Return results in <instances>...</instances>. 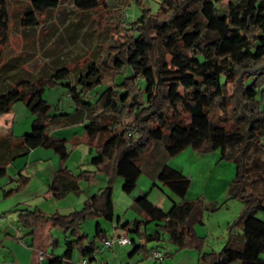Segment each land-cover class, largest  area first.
I'll return each instance as SVG.
<instances>
[{
    "label": "trees",
    "instance_id": "trees-1",
    "mask_svg": "<svg viewBox=\"0 0 264 264\" xmlns=\"http://www.w3.org/2000/svg\"><path fill=\"white\" fill-rule=\"evenodd\" d=\"M100 1L75 0L74 6L88 12ZM127 1L139 14L128 22L131 34L125 49L115 48L110 65H105L107 59L102 61V70L87 66L85 75L70 86L67 67L52 74L43 70L35 80H27L19 78L18 58L3 63L9 15L7 0H0V117L12 113L19 102L33 117L28 134L0 138V177L12 162L30 151L51 150L60 166L50 193L56 200L68 193L78 195L80 179L88 181L90 175L81 172L74 176L65 167L69 157L66 141L53 140L48 130L81 123L88 145L96 152L90 165L109 179L79 211L47 217L38 210L25 209L18 216L19 224L32 236L43 221L63 231L64 252L49 264H70L75 250L81 259L92 262L97 245L80 232L81 225L94 217L113 220L111 183L122 180V192L130 194L141 175L142 159L157 143H163L170 158L187 149L204 154L230 148L235 149L233 158H221L236 165L230 199L239 200L244 209L228 227L221 252H199L197 264H264V219L256 217L264 214V205L259 197L243 195L241 161L249 146L264 137V0H239L223 11L220 4L225 0H160L155 13L149 7L141 8L143 0ZM30 6L21 26L34 30L41 16L58 8V1L31 0ZM125 70L135 75L124 77ZM59 82L68 90L71 114L53 113L43 98L45 90ZM98 138L101 141L93 144ZM156 180L181 202L172 201L170 210L164 212L147 195L134 200V209L157 228L147 241L159 242L160 233H165L177 250H199L202 239L194 227L202 223V210L199 204L184 200L189 179L163 165L156 171ZM24 183L25 179H20V184ZM139 225L134 223L135 233ZM101 234L97 224L95 238ZM143 249L137 246L132 253Z\"/></svg>",
    "mask_w": 264,
    "mask_h": 264
},
{
    "label": "rangeland",
    "instance_id": "rangeland-1",
    "mask_svg": "<svg viewBox=\"0 0 264 264\" xmlns=\"http://www.w3.org/2000/svg\"><path fill=\"white\" fill-rule=\"evenodd\" d=\"M31 0H7L9 15L8 45L3 50V63L18 58L15 62L19 67V78L35 80L38 75L47 70L49 74L67 67L71 73L66 81L70 86H74L80 77L85 75L87 66L94 65L103 69L102 61L107 59L106 66L110 65L111 54L116 53L115 48L125 49L130 36V25L128 22L134 21L139 11L127 0H101L95 10L80 12L74 6L75 0H57L58 8L47 12L39 19L40 25L34 30H27L21 26V18L28 13L31 8ZM160 0H143L141 8H151L155 13ZM239 0H225L220 4L222 11L228 4H238ZM109 54V56H108ZM169 58L166 57V61ZM110 61V62H109ZM112 71L110 72V75ZM132 70H125L123 76H134ZM110 78V76L108 77ZM8 81V80H7ZM13 81L9 80L8 83ZM120 82V79L117 83ZM59 82L57 86L48 87L44 94V100L52 107L53 113L71 114L73 105L68 96V90ZM229 88V94H231ZM58 109V110H57ZM86 113V112H85ZM83 113V115L85 114ZM12 117L16 122L29 123L33 120L25 105L16 103L12 108ZM85 116V115H84ZM22 124V123H21ZM58 133L60 138L66 140V148L69 154L66 167L74 176H79L81 172L90 175L87 181L81 178L79 195H68L61 202V209H82L86 197L89 194H97L104 189L109 179L102 173H97L84 156L87 143L79 139L84 134V127L72 126L67 128H53L51 131ZM23 131L20 135L28 133ZM101 139L93 140V144H98ZM93 149V148H92ZM235 149L216 148L211 152L200 154L187 149L175 157H167L163 143H157L155 149L145 155L140 164L141 175L136 183V187L130 194H125L120 190V180L116 179L111 183L113 201V220L105 221L103 218H88L80 227V232L86 234L88 241L93 242L96 221H99L107 231L106 237L112 238L113 228L116 226L117 217L122 225L138 222L139 233L132 229L127 233V238L134 245L145 247L142 251L131 256L128 252L133 245L122 247L123 260H112V264H186V258L194 257L196 261L201 254L215 252L219 253L223 249L228 239V227L236 222L244 209L243 203L231 198V186L235 177L236 165L231 160ZM93 149V155H95ZM225 159H221V158ZM25 157L16 159L24 160ZM15 160V161H16ZM243 195L259 197L264 205V137L259 143L251 144L246 153L241 158ZM168 167L180 171L190 181L185 201L195 202L201 206V224L194 227L195 234L202 239V246L199 250L187 249L177 250L168 239L165 233H160L159 242H149L145 235L152 234L157 230L155 224L149 222L144 215H141L132 207L133 201L143 195L162 211L168 212L172 202L181 200L174 197L167 188L163 187L156 180V171L159 167ZM23 168V167H21ZM18 175L16 170L13 177ZM14 189L21 193L24 188L17 180ZM18 193V192H17ZM259 219H264V214L256 215ZM235 232H240L235 229ZM98 244V245H97ZM96 245L108 253L100 242ZM119 249V247H118ZM159 249L164 255L162 261L153 262L148 259L147 251ZM74 254H78L75 250ZM98 257L103 255L97 254ZM166 256V257H165ZM124 261V262H123ZM93 263V262H92Z\"/></svg>",
    "mask_w": 264,
    "mask_h": 264
},
{
    "label": "crops",
    "instance_id": "crops-1",
    "mask_svg": "<svg viewBox=\"0 0 264 264\" xmlns=\"http://www.w3.org/2000/svg\"><path fill=\"white\" fill-rule=\"evenodd\" d=\"M12 115L13 114L10 113L0 117V138L10 134L15 137H20L30 132L29 131L28 133L20 135L23 131L26 132V130H29V127L31 130L33 120L31 123H29L27 119L24 120L25 123H18L15 121V119H13L14 116L12 117ZM72 126L84 127V124L77 123L67 126L60 125L51 127L48 130V135L53 140H64L60 138L58 133L53 132L54 130L51 131V129L58 127L67 128ZM79 140L81 142L87 143V137L85 134L81 135ZM84 150L86 162L87 158L89 157L88 163L90 164L91 159L95 156L93 155V149L88 145V147H86ZM59 166V159L51 150L35 149L30 151L24 160H16L12 162L7 167L5 176L0 177V217L2 218L0 226V264H49L53 258L60 257L63 254L65 235L62 230L54 229L51 223L43 221L36 226L32 236L29 235V230L21 227L18 219L21 211L25 209L38 210L47 217L55 214L68 216L76 212L74 209H61V202H58V200L54 199L49 191V186L51 185L55 174L59 169ZM16 170L18 175L13 177ZM22 178L25 179V183L22 185L24 190L19 193L20 189L15 190L14 183L17 180L20 181ZM100 190L102 189L100 188ZM120 190L122 191V180H120ZM71 194L73 193L66 194L60 200H63ZM93 195L95 194H89L86 197L85 202ZM169 199L171 202L174 201L171 198ZM149 222L155 224L153 221ZM97 224L100 226L102 234L99 239H96L94 231L93 241H95L96 244L100 242L102 237H106L107 234V231L104 229V227H102L99 221H96L95 229ZM126 224H128V226L123 228V225L120 223V218L117 217L116 226L112 231V238L127 236L128 232H131L132 229L134 230V223L132 226L129 225V223ZM154 232L152 234L145 235V238H147V236L153 235ZM159 239L161 240V235ZM131 244L133 245V248L128 252L129 256L133 255L132 252L135 247L141 246L134 245L133 242H131ZM153 250L156 249H151L148 251L147 256H149L150 252ZM108 251V253H105V250L97 246L95 260L92 261L93 263L90 262V264H112L111 262H113L112 260H114V258L119 259L122 262L124 258L122 255L124 253L121 246L115 244L113 247L108 249ZM98 253L103 256L98 257ZM80 260L81 257L79 254L73 253L70 264H78ZM186 261V264H197V261L194 257L186 258ZM126 264H128V262H126Z\"/></svg>",
    "mask_w": 264,
    "mask_h": 264
},
{
    "label": "built area",
    "instance_id": "built-area-1",
    "mask_svg": "<svg viewBox=\"0 0 264 264\" xmlns=\"http://www.w3.org/2000/svg\"><path fill=\"white\" fill-rule=\"evenodd\" d=\"M1 221L2 218L0 217V226H1ZM100 243L104 249H110L113 247L115 244L124 247L128 246L131 244L127 236H120V237H115V238H107V237H102L100 239ZM95 258V256H94ZM164 258V255L159 251V250H153L150 252L148 259H150L153 262H158L162 261ZM78 264H90L89 260L87 258L81 259Z\"/></svg>",
    "mask_w": 264,
    "mask_h": 264
}]
</instances>
